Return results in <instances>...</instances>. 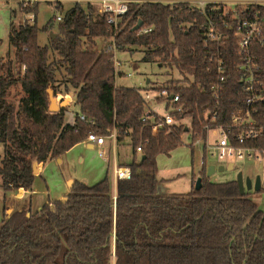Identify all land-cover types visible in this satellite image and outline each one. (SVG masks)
Here are the masks:
<instances>
[{"label":"trees","instance_id":"16d2710c","mask_svg":"<svg viewBox=\"0 0 264 264\" xmlns=\"http://www.w3.org/2000/svg\"><path fill=\"white\" fill-rule=\"evenodd\" d=\"M36 7L20 8L34 13L33 23L10 22L12 56L0 58V187L29 188L33 161L59 157L90 132L128 137L133 157L127 163L129 176L115 180L114 193L106 175L91 185L75 181L64 198L28 214L1 208L0 264H264V210L247 192H239L235 179L211 181L203 164L199 189L192 174L189 192L159 191L156 156L181 144L185 125H172L170 131L163 126L152 133L141 121L140 93L115 84L114 52L105 45L98 48L99 41L112 34L106 15L74 3L57 21L60 34L41 45ZM255 11L264 26V5H250L245 12ZM138 19L141 26L131 30ZM204 22L205 17L184 2H129L115 34L116 50L142 46L143 59L158 58L191 76L188 85L176 80L169 90L178 93L177 104H184L185 111L175 116H189L197 132L214 107L210 84L215 72L207 69ZM48 26L50 20L43 29ZM142 27L150 30L140 32ZM226 35V80L217 124L228 122L244 100L234 37ZM254 51L264 74V31L263 43ZM48 88L54 95L73 92L75 124L65 121L64 107L49 110Z\"/></svg>","mask_w":264,"mask_h":264},{"label":"built area","instance_id":"2783aa9c","mask_svg":"<svg viewBox=\"0 0 264 264\" xmlns=\"http://www.w3.org/2000/svg\"><path fill=\"white\" fill-rule=\"evenodd\" d=\"M30 1L21 0L22 7H28ZM36 1V0H35ZM62 1V0H60ZM159 2L173 3L184 2L190 7L196 8L205 17L201 26L203 32L204 47L207 49V69L215 72V82L210 84V92L214 107L208 121L204 122L201 131H192L187 128L190 136L189 145L198 146L202 151L200 167L206 163L207 154L225 163H233L237 159L247 158L256 162H264V74L260 62L256 59L254 47L262 45L264 26L257 11L246 13L250 5H264V0H73L75 3L93 6L96 13L106 15V23L112 29V34L104 43L107 49L113 50L114 78L119 73L117 66L119 61L115 58L116 42L115 34L118 31V22L127 11L129 2ZM230 5V6H229ZM217 15H214L213 12ZM29 23L35 20L34 13H24ZM56 20L61 16L56 15ZM150 27H142L140 32H147ZM229 33L234 37V47L238 55L237 70L238 81L244 93L242 107L234 112L226 123H215L216 109L219 105V95L225 78V50L222 47L224 40ZM102 46V44H101ZM171 85L160 87L154 94L149 92L140 93L144 111L141 121L155 133L159 128L166 127L170 131L172 125L182 124L183 117L177 118L175 113L185 111L184 104H177L178 93H171ZM150 99H166L167 105L171 104L174 109L164 115L158 114L152 107H147ZM84 119L83 115H79ZM68 123L73 125L72 118ZM115 136L112 131L110 135ZM105 135L90 132L82 140L95 146L100 156L105 155L103 149ZM141 142L136 146L140 153ZM264 172V170H263ZM114 177L127 178L130 174L128 166H115ZM263 178V177H262Z\"/></svg>","mask_w":264,"mask_h":264},{"label":"rangeland","instance_id":"374dc122","mask_svg":"<svg viewBox=\"0 0 264 264\" xmlns=\"http://www.w3.org/2000/svg\"><path fill=\"white\" fill-rule=\"evenodd\" d=\"M30 3L31 4L28 5V7L37 3L35 11L36 25L39 29L37 33V41L41 45H44L50 37V32L55 33V36L60 34V30H58L59 23L57 22L58 20L55 19V16L60 15L62 17L65 11L75 2H73V0H34L30 1ZM21 4V0H0V58L12 56L13 49H11V52L8 50V28L11 21L17 23L25 19L26 16L20 9L22 7ZM79 4L83 7L86 6L83 3ZM58 5H60L61 8L58 9L56 7ZM93 9L95 11L96 8L93 7ZM49 20L51 21V26L43 29V26H45ZM100 41L102 42V45H104L103 42L105 41ZM144 53V47L138 45H131L115 51V58L120 63V65L117 66V71L119 73L115 76L116 85L135 87L139 89L140 93L147 91L154 94L156 92L155 90L160 87L174 85L177 83L176 80L180 86H186L192 81L189 74L181 72L177 66L173 64L170 65L166 63V61L162 63L158 58L152 60L143 59ZM51 58L56 60L57 55L55 56L53 53L51 54ZM54 97H56V95ZM55 100L57 103L58 98H55ZM60 101L64 106L67 103L66 98H61ZM166 103V99H150L146 108L152 107L158 114L164 115L174 109L173 105H167ZM65 115L70 121L72 118L74 119V111L72 110H69ZM181 122L186 127L185 132L181 134V144L167 153H159L156 156V174L158 179L164 182L163 188L161 187V184H159L160 192H176L177 190H188L184 193L189 192L192 186V174L197 177L200 171L202 151L198 146L191 147L189 145L190 136L187 133L189 131H187V128L189 129L191 127L190 117H183ZM122 139L124 140V150H128L131 156V147L128 144L129 139L125 137H122ZM94 152L97 157L100 156L98 152ZM1 153L2 145L0 144V154ZM139 158V153H137L136 159L138 160ZM129 159L131 161V158ZM206 159L207 164H213L215 167L213 173L208 176L211 181L225 182L233 180L236 178L237 173L241 172L243 181L246 177H249L253 185L256 175H259L261 180L260 190L255 191L253 190V187L247 189L244 186V191L247 192L257 203L259 209L264 210V185L262 183L264 170L263 161L256 162L247 158L237 159L234 161L232 168L227 169V163L224 161H220L208 154ZM220 164L224 166L223 170L217 169ZM107 177L113 183L110 170L108 171ZM2 190L3 189L0 187V194ZM6 209H9L8 206H6Z\"/></svg>","mask_w":264,"mask_h":264},{"label":"crops","instance_id":"0c3cea01","mask_svg":"<svg viewBox=\"0 0 264 264\" xmlns=\"http://www.w3.org/2000/svg\"><path fill=\"white\" fill-rule=\"evenodd\" d=\"M46 44H48V41ZM100 44H102L101 41H99ZM8 50L12 51L9 43ZM55 98H58V104L56 103L58 109L64 107L65 114L69 110L76 111L72 91L57 92ZM61 98H66L67 103L65 106L61 104ZM66 120L68 122V117L65 118ZM125 138L129 139L128 137ZM123 141L122 138L116 139L115 136L106 135L103 145L105 155L99 157L94 152L96 151L97 153L95 146L80 141L63 152L59 157L37 162V172L34 173L33 182L29 188L18 187L9 191L2 190L0 194V211L3 207H5L6 213L24 209L26 214H28L30 210L40 209L44 204L52 205L54 200L65 197L75 181L91 185L105 177L109 170L112 173L114 193L116 178L113 174V168L115 166H127L130 161L129 158L132 160L133 157L132 154L130 156L128 150H124ZM128 144L130 145V141ZM161 182L159 184L163 188L164 182ZM186 191L177 190L176 192L165 193H184ZM6 206L10 210L6 209ZM111 264H113V261Z\"/></svg>","mask_w":264,"mask_h":264},{"label":"water","instance_id":"95a60500","mask_svg":"<svg viewBox=\"0 0 264 264\" xmlns=\"http://www.w3.org/2000/svg\"><path fill=\"white\" fill-rule=\"evenodd\" d=\"M142 24V20L138 19V21L133 25V27L131 28V30H137ZM55 36V33L50 32V37L53 38ZM101 47V44L99 45L98 48ZM48 92V99H49V110L50 111H57L58 110V105L55 102V97H54V92L51 88L47 89ZM186 130V127H185ZM37 161H33L32 164V172L36 173L37 172ZM224 166L222 164L218 165L217 169L218 170H223ZM232 168V164L228 163L227 164V169ZM215 167L213 164H209L206 168V176L208 177L211 173H213ZM236 184L238 186V190L240 193L244 192V186L247 189H250L251 187H253V190L257 191L260 189L261 187V180L259 175H256L255 179H254V183L252 185L251 180L249 179V177H246L243 181L242 176H241V172H238L235 178ZM262 183L264 185V172H263V178H262ZM201 185V177L197 176L195 179V183H194V187L195 189H199ZM113 237H114V233H112Z\"/></svg>","mask_w":264,"mask_h":264}]
</instances>
